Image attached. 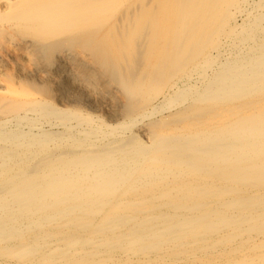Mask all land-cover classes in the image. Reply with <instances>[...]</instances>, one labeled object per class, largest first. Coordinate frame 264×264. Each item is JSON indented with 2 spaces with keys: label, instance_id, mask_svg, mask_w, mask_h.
Returning <instances> with one entry per match:
<instances>
[{
  "label": "bare ground",
  "instance_id": "obj_1",
  "mask_svg": "<svg viewBox=\"0 0 264 264\" xmlns=\"http://www.w3.org/2000/svg\"><path fill=\"white\" fill-rule=\"evenodd\" d=\"M0 264H264V0H0Z\"/></svg>",
  "mask_w": 264,
  "mask_h": 264
},
{
  "label": "rangeland",
  "instance_id": "obj_2",
  "mask_svg": "<svg viewBox=\"0 0 264 264\" xmlns=\"http://www.w3.org/2000/svg\"><path fill=\"white\" fill-rule=\"evenodd\" d=\"M250 1H254V0H250ZM245 15H246V12L243 14V15H240V18H239V16H238V19L236 20V24H242L243 23V21H244V19H245ZM244 17V18H243ZM241 19H243V21L241 20ZM239 21V22H238ZM225 50H226V47H225ZM225 50H224V52H225ZM183 85V84H182ZM180 86H181V84H180ZM168 111V110H167Z\"/></svg>",
  "mask_w": 264,
  "mask_h": 264
}]
</instances>
